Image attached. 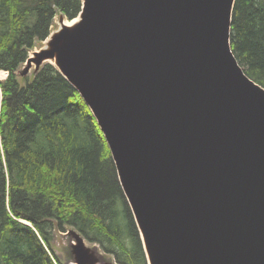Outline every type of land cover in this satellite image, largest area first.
<instances>
[{
  "label": "water",
  "instance_id": "1",
  "mask_svg": "<svg viewBox=\"0 0 264 264\" xmlns=\"http://www.w3.org/2000/svg\"><path fill=\"white\" fill-rule=\"evenodd\" d=\"M235 3L83 0L18 73L51 63L89 106L149 264H264V88L233 53ZM74 237V264H117Z\"/></svg>",
  "mask_w": 264,
  "mask_h": 264
},
{
  "label": "trees",
  "instance_id": "2",
  "mask_svg": "<svg viewBox=\"0 0 264 264\" xmlns=\"http://www.w3.org/2000/svg\"><path fill=\"white\" fill-rule=\"evenodd\" d=\"M82 6L83 0H0V71L9 73L0 81V264H59L49 249L62 225L100 257L149 264L109 146L80 93L51 63L18 79L56 15L72 20ZM231 47L264 88V0H236Z\"/></svg>",
  "mask_w": 264,
  "mask_h": 264
},
{
  "label": "rangeland",
  "instance_id": "3",
  "mask_svg": "<svg viewBox=\"0 0 264 264\" xmlns=\"http://www.w3.org/2000/svg\"><path fill=\"white\" fill-rule=\"evenodd\" d=\"M59 16H60V13H58L54 19V22H53V25L51 27V32L50 34L57 30L59 28ZM65 21L66 22H69L68 21V18H65ZM48 38V37H47ZM46 38V39H47ZM44 45V42L40 43V42H37V45L36 47L34 48V50H32L29 54V57L31 56L32 52L41 48L42 46ZM46 64V63H45ZM25 66V63L24 65L22 66V68L20 69V71L24 68ZM44 66V65H43ZM42 66V67H43ZM41 67V68H42ZM18 71V72H20ZM0 72H5V73H8V71H0ZM33 71H31L29 73V75L27 77H31L33 75ZM9 74V73H8ZM5 77L6 76H3L2 78H0V81H3L5 80ZM26 78V77H21L18 75V79L20 82L23 83V79ZM113 159V158H112ZM134 217V216H133ZM22 223L24 224H27V225H31V222L27 221V220H20ZM33 227V226H32ZM63 229L60 228V227H57V230L55 231L54 233V239H53V243H52V251H50L49 249V252L53 254L54 257H57L58 261H59V264H74V256L72 254V242L75 240V237H74V233H79L77 230L73 229V228H70L66 225H62ZM138 228V227H137ZM143 241V240H142ZM88 244V243H87ZM89 245V244H88ZM144 245V243H143ZM46 246V245H45ZM90 246H93V245H89ZM145 248V247H144ZM99 249V248H97ZM100 250V249H99ZM102 254V253H101ZM100 257V256H99ZM101 261L105 262V261H114L112 259V257L110 256H101L100 257ZM55 262L58 264V262L55 260Z\"/></svg>",
  "mask_w": 264,
  "mask_h": 264
},
{
  "label": "bare ground",
  "instance_id": "4",
  "mask_svg": "<svg viewBox=\"0 0 264 264\" xmlns=\"http://www.w3.org/2000/svg\"><path fill=\"white\" fill-rule=\"evenodd\" d=\"M67 24H71V22H66ZM28 60V59H27ZM19 73V72H18ZM17 73V74H18ZM3 76H6V73L5 72H0V78H2ZM132 211V210H131ZM132 214H133V212H132ZM133 216H134V214H133ZM134 219H135V217H134ZM135 222H136V225H137V227H138V229H139V223H138V221H137V219H135ZM141 235V234H140ZM142 238V237H141Z\"/></svg>",
  "mask_w": 264,
  "mask_h": 264
}]
</instances>
